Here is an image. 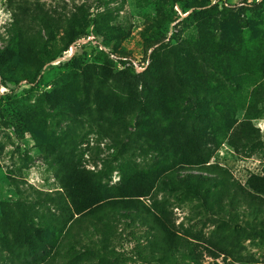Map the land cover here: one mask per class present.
<instances>
[{"label":"rangeland","instance_id":"rangeland-1","mask_svg":"<svg viewBox=\"0 0 264 264\" xmlns=\"http://www.w3.org/2000/svg\"><path fill=\"white\" fill-rule=\"evenodd\" d=\"M179 1L0 0V60L19 55L22 39L26 53L37 40L32 54L42 64L35 85L6 87L0 78V264H191L180 255L145 259L153 232L120 215L106 223L107 245L91 226L80 243L67 237L71 212L59 171L72 154L108 187L126 170L157 173L154 200L173 212L182 236L213 252L202 264H264V207L251 205L239 189L252 174L264 175V94L254 98L264 69L239 87L194 48L203 25L217 44L233 46L232 57L261 51L253 45L264 41V0H211L190 11ZM165 54L172 73L182 77L190 54L201 78V93L165 101L169 113L149 98L163 88L153 72L156 63L160 72ZM216 85L234 96L236 110L225 118L222 105L204 93ZM253 103L260 132L238 154L227 143L224 122L241 121ZM170 128L202 131L214 152L212 167L180 164ZM169 173L176 189L168 186ZM201 173L219 182L195 192L182 186ZM190 187L198 188L197 181Z\"/></svg>","mask_w":264,"mask_h":264},{"label":"trees","instance_id":"trees-1","mask_svg":"<svg viewBox=\"0 0 264 264\" xmlns=\"http://www.w3.org/2000/svg\"><path fill=\"white\" fill-rule=\"evenodd\" d=\"M175 2L180 4L179 0H175ZM210 3L211 0H186L183 10L203 9L208 7ZM38 19L43 22L51 36L52 32L46 24L45 18L40 15ZM199 30L201 35L195 42L194 48L201 61L216 72L223 73L229 81L234 82V79H237V86L241 87L246 83V79L257 76L258 72L256 71L264 69V41L260 46L253 45V48L261 50L256 54L250 56L238 51L235 52V57H232V45L229 44L223 48L216 43L211 33L204 34L203 25L200 26ZM77 38L78 36L74 39ZM38 45L37 40L31 41L30 51L26 53L27 41L22 39L19 55L10 54L0 60V78L4 86L9 87L11 84L20 86L23 82L29 85L37 83L42 64H38V60L35 54H32V51L36 50ZM148 47L153 50L155 44L150 43ZM161 50H155L157 56L161 55L159 53ZM46 52L47 50H45ZM174 55L177 56V54ZM188 55L189 58L184 60L185 63H183L181 70L185 75L184 77L180 76L178 72L172 73L167 54L159 60L161 61L160 72L157 70V63L155 64L156 67L153 73L156 72V77L163 87L149 95L152 105L156 108L169 113L165 109L166 100H179V97L190 90L193 93H201L199 87L201 78L198 79L197 69L191 61L190 54ZM55 58L57 57L49 58L50 62H53ZM257 82L253 80V83ZM204 93L207 96H212L215 101L222 105V116L224 118L227 114L236 110V105L232 102L234 96L231 97L224 94V92L221 93L218 85L209 89L206 88ZM263 94L264 85L259 83L254 98ZM114 106L112 108L116 109L117 106ZM241 107L245 108L244 106ZM255 109L256 106L253 103L245 108V115L241 121L224 122L227 143L238 154L244 153L248 145L253 142L254 137L260 132L253 125V121L261 116L255 114ZM170 129L169 132L175 134L172 145L180 154V164L206 167L210 163L214 152L202 131L189 132L179 131L176 128ZM208 167H212V165H208ZM98 174L88 168L87 165H84L81 157L77 154L70 155L62 164L59 179L66 200L69 203L68 209L71 212V216L67 221V225L69 224L66 229L67 237L71 235L70 238L73 241L80 243L78 236L84 234L85 229L91 226L93 230L104 235L106 239L104 244L107 245L110 241V233L106 223L110 221L111 215H120L149 227L153 232V239L149 241V252L145 254V259L150 257L167 262L171 261L173 256L180 255L189 260L191 264H202L205 255L214 257L208 246H201L198 242L182 236L177 230L173 212L160 201L154 200L153 192L157 182V173L126 170L122 175V179L109 187L99 182ZM167 179L168 186L175 189L179 187V183L171 178L170 173ZM191 180L197 181L198 188L190 187ZM215 182L219 181L208 173L192 174L190 177L181 180L182 186L190 188L193 192ZM239 189L243 199L248 200L251 205L259 204L260 207H264V175L252 174L247 180L246 188L240 187ZM149 199L151 202L147 204L145 201H149ZM214 264L219 263L215 262Z\"/></svg>","mask_w":264,"mask_h":264}]
</instances>
